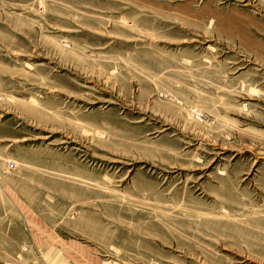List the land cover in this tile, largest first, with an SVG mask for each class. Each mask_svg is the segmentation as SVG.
Wrapping results in <instances>:
<instances>
[{
	"label": "rangeland",
	"instance_id": "1",
	"mask_svg": "<svg viewBox=\"0 0 264 264\" xmlns=\"http://www.w3.org/2000/svg\"><path fill=\"white\" fill-rule=\"evenodd\" d=\"M0 264H264V0H0Z\"/></svg>",
	"mask_w": 264,
	"mask_h": 264
}]
</instances>
